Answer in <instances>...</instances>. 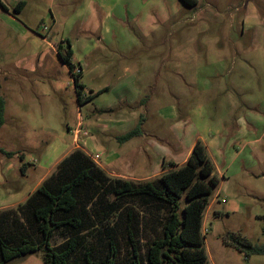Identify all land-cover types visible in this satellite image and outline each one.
<instances>
[{
  "label": "rangeland",
  "instance_id": "1",
  "mask_svg": "<svg viewBox=\"0 0 264 264\" xmlns=\"http://www.w3.org/2000/svg\"><path fill=\"white\" fill-rule=\"evenodd\" d=\"M25 1L16 19L0 11V94L5 100L0 147L15 152L11 157L0 153L1 161L15 167L8 175L13 179H0V231L35 238L17 210L24 198L12 201L10 194L27 195L55 173L57 164L39 178L69 146L78 143L72 150L82 149L87 139L90 144L82 150L93 161L91 154L100 155L97 164L105 174L143 181L152 178H129L125 172L138 169L141 157L145 164L157 161L158 149L141 147L151 139L153 146L167 143L172 135L174 145L167 143L165 151H178L169 160L181 165L200 139L208 143L219 180L203 217L208 261L264 264V253L246 255L232 245L239 236L264 248V0H196L192 6L182 0ZM66 40L77 55L89 53L105 65L103 71L84 66L86 93L110 85L82 106L73 79L49 44L56 48ZM136 127L141 132L129 140L114 139ZM160 132L169 134L158 140ZM111 153L118 157L109 161ZM23 162L25 173L18 168ZM80 197L85 222L74 256L81 260L84 248L92 247L102 257L112 234L117 264H127L126 225L131 222L141 264H147L145 244L159 233L166 207L125 197L105 225L107 218L99 214L111 195L94 184ZM66 236L65 230H55L51 244ZM4 264H45L43 251Z\"/></svg>",
  "mask_w": 264,
  "mask_h": 264
},
{
  "label": "trees",
  "instance_id": "2",
  "mask_svg": "<svg viewBox=\"0 0 264 264\" xmlns=\"http://www.w3.org/2000/svg\"><path fill=\"white\" fill-rule=\"evenodd\" d=\"M182 1L190 6L196 4V0ZM0 5L5 11H9L1 1ZM12 11L17 13L20 9L14 6ZM70 46V42L66 40L56 46V51L72 76L77 103L82 105L102 90L95 93L91 91L82 99L80 90L83 85L79 82L81 70L73 72L75 64L71 60ZM4 113L5 100L0 94V125L4 122ZM140 132L139 127L133 128L119 135L117 140L124 142ZM0 153L11 157L15 152L0 147ZM19 158L23 160L24 154L21 153ZM170 165L175 166L172 162ZM19 168L24 173L26 163H21ZM55 170L17 206L35 238L27 233L11 236L0 231V264L39 250L43 251L45 264H117L118 246L112 234H107V250L102 257H96L92 247L84 248L81 260L74 256L81 245L79 235L85 222L83 214L79 212L80 196L84 189L94 184L103 195L112 197V200L104 202L105 208L99 214V218H107L105 225L111 222L119 208V201L125 197H138L147 203H160L166 207L159 233L146 241L144 260L147 264H211L208 261L202 226L204 212L219 180L202 140H195L181 165L143 181L109 177L80 148H75L64 156ZM58 229L65 230L67 236L54 246L51 238ZM126 240L129 245L127 264H141L140 249L131 222L126 225ZM232 245L246 255L264 253L263 247L253 245L243 237L233 238Z\"/></svg>",
  "mask_w": 264,
  "mask_h": 264
},
{
  "label": "crops",
  "instance_id": "3",
  "mask_svg": "<svg viewBox=\"0 0 264 264\" xmlns=\"http://www.w3.org/2000/svg\"><path fill=\"white\" fill-rule=\"evenodd\" d=\"M7 8H8V10L9 11H5L3 8H2V6L0 5V11L1 12H4L5 14H6V16L8 17V18H10V19H16V15H18V14H20L21 12H22V10H23V8L25 7V5H26V1L25 0H14V1H11L9 4L8 3H4L2 0H0ZM14 6H16L18 9H20V11L19 12H17V13H14V11H12L13 10V7ZM55 23V21H53V24ZM53 24L51 25V27H49V30H51V28H52V26H53ZM42 37V39H46V37L45 36H41ZM256 37V36H255ZM63 41V40H62ZM50 45H51V48H52V50L53 51H55V53L57 54V51H56V48H54V46L51 44V43H49ZM57 44V43H56ZM70 45H71V43H70ZM261 43H259V46L258 47H261ZM57 46V45H56ZM71 47V49H72V57H71V60H72V62L75 64V66H79L80 68H81V77H80V79H79V82L83 85V88L80 90L81 91V97H82V99L83 98H85V96H87V95H89L90 93H86V91H85V84L83 83V81H82V77H83V72H84V66H91V68L92 69H95V70H100V71H103V70H105V65L103 64V61H102V59H100V58H97V57H92V56H90L89 55V53H84V54H76L75 52H74V50H73V48H72V45L70 46ZM62 65H63V67H64V69L67 71V73L70 75V77L72 78V76H71V74L69 73V71H68V68H67V66L65 65V64H63L62 63ZM110 88V85H105L101 90H108ZM74 91H75V87H74ZM91 92V91H90ZM101 92V91H100ZM99 92V93H100ZM98 93V94H99ZM75 94H76V92H75ZM97 94V95H98ZM92 99H93V97H92ZM92 99H90V100H92ZM89 100V101H90ZM89 101H87V102H89ZM87 102H85L84 104H82V105H85ZM77 105L78 106H82V105H79L78 103H77ZM79 110V109H78ZM78 122H80V121H78ZM78 130H75L74 131V143L77 141V139H78ZM163 134H166V135H168L169 133H167V132H160L158 135H155L156 136V139H163L164 137H163ZM171 135V134H170ZM119 136V135H118ZM117 135H115L114 136V139L118 142V140H117V137H118ZM116 137V138H115ZM129 140V139H128ZM151 141H152V139H151ZM148 141V145L147 146H145V147H141V151H146L147 152V150H149L151 147H154V148H156V149H158V152L160 153V156L158 157V159H157V161H155V162H152L151 164H145L144 163V161H143V157H141V161H139V168L138 169H135V170H128L127 172H125L126 173V176H128L129 178H154V177H156L157 175H159L160 173H162L163 171H165V170H167V169H170V168H173V167H175V166H179L180 165V163L178 164L176 161H174V164H175V166H171L170 165V163L172 162L171 160V158L170 157H176L177 156V151H178V147H174V150H170V152H167L166 153V151H165V148H166V146L168 145L167 143H170L171 145H174L173 144V142H174V140H173V136L171 135L170 136V139H168V140H166V142L167 143H163V141L161 142V141H159V142H157V143H155L154 144V146H153V142L154 141ZM102 142V141H101ZM151 142V143H150ZM83 143H84V147H82V149L83 150H85V148H86V144L85 143H87V144H90V142L89 141H87V139H84L83 140ZM119 143H121V142H119ZM123 143V142H122ZM205 143V142H204ZM156 144H158V145H161L160 146V148H158L157 147V145ZM164 144V145H163ZM175 144H177V139L175 138ZM105 145V144H104ZM205 145H206V147H207V145H208V143H205ZM73 146H78V143L75 145V144H73V145H71V146H69L59 157H57L56 159H55V161H54V163L50 166V168H49V170H48V172L45 174V175H42V176H40L39 178H42V177H45L47 174H49L50 173V171H51V169L64 157V156H66L71 150H72V148H73ZM98 146H102V145H98ZM149 146V147H148ZM102 147H104V146H102ZM192 147V146H191ZM105 148V147H104ZM71 149V150H70ZM186 154H184L186 157L188 156V150L185 152ZM95 154H98V153H95ZM91 155H93V154H91ZM99 155V154H98ZM100 156V155H99ZM170 156V157H169ZM185 156H183V157H185ZM115 157H118L117 156V154H114V153H111V155H110V157H109V161H111V160H113V159H115ZM186 157L185 158H183V160H182V163L185 161V159H186ZM132 160H133V158H134V156H133V154H131V157H130ZM171 159V160H169V159ZM98 159H99V157H98ZM96 163L98 162L97 160H94ZM173 163V162H172ZM181 163V164H182ZM4 164V165H3ZM100 166H101V164H99ZM163 165H164V167H163ZM13 167H14V165H13V163L11 162V161H7V162H3V161H1L0 160V168H2V169H0V179L3 177V178H5L6 180H11V179H13V178H8V175H11L12 174V170H13ZM129 167H131V165H129ZM15 168V167H14ZM19 168V167H18ZM25 172H26V170H25ZM24 172V173H25ZM48 176V175H47ZM46 176V177H47ZM45 177V178H46ZM38 186V185H37ZM36 186V187H37ZM35 186H33V187H31V189H30V191H29V193L27 194V195H24V196H21V197H19L18 196V194H16V193H11L10 195L12 196V197H10V199L13 201L15 198H19V199H21V198H24V201L26 200V198L29 196V194L36 188ZM22 188V187H21ZM20 188V189H21ZM20 189H18V190H16V191H19ZM12 203V202H11Z\"/></svg>",
  "mask_w": 264,
  "mask_h": 264
},
{
  "label": "built area",
  "instance_id": "4",
  "mask_svg": "<svg viewBox=\"0 0 264 264\" xmlns=\"http://www.w3.org/2000/svg\"><path fill=\"white\" fill-rule=\"evenodd\" d=\"M80 70H81V68L79 66H75L73 72L74 73L75 72H79ZM92 157H93L94 160H96L99 157V155L98 154H94V155H92Z\"/></svg>",
  "mask_w": 264,
  "mask_h": 264
}]
</instances>
